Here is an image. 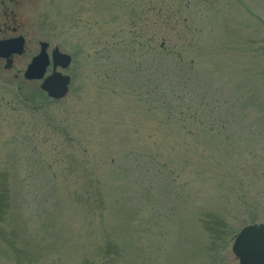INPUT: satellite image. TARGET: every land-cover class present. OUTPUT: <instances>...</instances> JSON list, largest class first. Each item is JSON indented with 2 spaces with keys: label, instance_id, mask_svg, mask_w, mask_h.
<instances>
[{
  "label": "rangeland",
  "instance_id": "374dc122",
  "mask_svg": "<svg viewBox=\"0 0 264 264\" xmlns=\"http://www.w3.org/2000/svg\"><path fill=\"white\" fill-rule=\"evenodd\" d=\"M19 17L0 264H239L236 235L264 222V0H37ZM40 41L73 56L64 100L23 75Z\"/></svg>",
  "mask_w": 264,
  "mask_h": 264
},
{
  "label": "water",
  "instance_id": "95a60500",
  "mask_svg": "<svg viewBox=\"0 0 264 264\" xmlns=\"http://www.w3.org/2000/svg\"><path fill=\"white\" fill-rule=\"evenodd\" d=\"M10 41L0 43V50L9 48ZM46 44L43 43L41 53L36 56L26 71L28 79H40L44 76L47 66L49 65V57L45 50ZM9 49L6 50V52ZM0 51V55L8 57L7 53ZM55 66L62 65L67 67L70 62L68 55L61 54L59 51L54 52ZM69 77L61 73L55 72L47 77L42 84V88L46 90L50 96L55 98L64 97L69 91ZM235 254L240 258V264H264V223H254L242 229L237 236L233 245Z\"/></svg>",
  "mask_w": 264,
  "mask_h": 264
},
{
  "label": "flooded vegetation",
  "instance_id": "af4514ba",
  "mask_svg": "<svg viewBox=\"0 0 264 264\" xmlns=\"http://www.w3.org/2000/svg\"><path fill=\"white\" fill-rule=\"evenodd\" d=\"M36 2L37 0H0V40L22 38L24 50L26 49L30 39L29 32L25 31L27 22H23V19L19 20V15L22 10H26L29 5ZM16 55L10 57V63L3 58H0V60L5 62L4 66L6 68H12Z\"/></svg>",
  "mask_w": 264,
  "mask_h": 264
}]
</instances>
